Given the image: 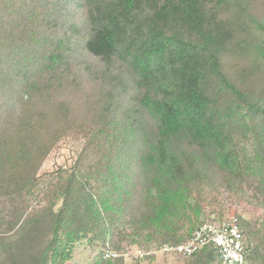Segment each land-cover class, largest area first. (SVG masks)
Wrapping results in <instances>:
<instances>
[{"label": "trees", "instance_id": "1", "mask_svg": "<svg viewBox=\"0 0 264 264\" xmlns=\"http://www.w3.org/2000/svg\"><path fill=\"white\" fill-rule=\"evenodd\" d=\"M67 138L100 164L29 209ZM124 164L159 245L189 239L221 189L264 205V0H0V264H67L119 233ZM239 220L264 264V222ZM217 263L213 245L185 262Z\"/></svg>", "mask_w": 264, "mask_h": 264}, {"label": "rangeland", "instance_id": "2", "mask_svg": "<svg viewBox=\"0 0 264 264\" xmlns=\"http://www.w3.org/2000/svg\"><path fill=\"white\" fill-rule=\"evenodd\" d=\"M88 147L86 142L77 139H64L54 148L43 161L38 171V181L32 187L28 199L29 209L38 202H43L49 182L58 180L61 172L73 169L76 166H89L96 168L101 161L102 148ZM86 150L84 156L80 155ZM116 163V162H115ZM125 163V160H124ZM88 167V168H89ZM62 169V170H60ZM49 177V175H51ZM124 189V216L119 233H114L106 238L104 242H97L91 245L87 240L76 244L72 258L67 264H100L102 251L106 245L115 249L121 259L112 260V264H185L187 257L175 254L156 253L148 257H136L138 250H149L158 248L160 245L159 233L143 223L146 218H142L144 208L138 209L139 189L138 182L133 175L132 164H124V181L121 182ZM222 193L216 195L217 198L211 199L205 206V210H212V215L202 218L204 221L219 222L229 216L235 215L238 220L245 218L255 224L254 229L260 228L264 222V205L251 198L249 193L240 192L237 195H230L226 190L221 189ZM216 194V193H215ZM251 194V192H250ZM240 221V220H239ZM200 225V223L198 224ZM198 225L196 227H198ZM244 229L245 243L250 248V239L247 230ZM151 234V235H149ZM252 238V236H250ZM253 239V238H252ZM163 244V243H161ZM245 264H250L246 260Z\"/></svg>", "mask_w": 264, "mask_h": 264}, {"label": "built area", "instance_id": "3", "mask_svg": "<svg viewBox=\"0 0 264 264\" xmlns=\"http://www.w3.org/2000/svg\"><path fill=\"white\" fill-rule=\"evenodd\" d=\"M206 245H213L218 253L217 264H245L247 245L245 234L235 215L219 222L204 221L194 230L191 237L178 243H163L158 248L138 250L136 257L161 254H175L188 257ZM105 259H115L119 253L106 245L102 251Z\"/></svg>", "mask_w": 264, "mask_h": 264}]
</instances>
